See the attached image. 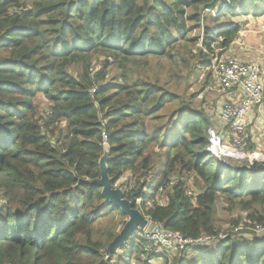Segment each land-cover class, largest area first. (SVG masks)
Segmentation results:
<instances>
[{"label": "trees", "instance_id": "16d2710c", "mask_svg": "<svg viewBox=\"0 0 264 264\" xmlns=\"http://www.w3.org/2000/svg\"><path fill=\"white\" fill-rule=\"evenodd\" d=\"M263 10L264 0H0V264H148L155 257L138 231L110 257L116 235L106 246L93 238L99 222L126 217L90 184L106 151L112 185L129 172L120 185L125 197L168 230L215 236L219 196L264 224V163L248 166L249 138L233 164L217 160L208 151L216 124L197 96L181 98L145 72L148 59L175 64L177 45L198 44L192 24L204 32L198 65L212 74L214 46L230 50L242 31L234 19ZM97 55L107 57L105 69L118 65L121 82L92 70ZM133 62L143 63L145 77L131 82ZM38 96L50 104L46 115ZM178 168L198 181L200 194L192 199L181 182L161 205ZM255 238L187 249L176 264H264V238Z\"/></svg>", "mask_w": 264, "mask_h": 264}, {"label": "rangeland", "instance_id": "374dc122", "mask_svg": "<svg viewBox=\"0 0 264 264\" xmlns=\"http://www.w3.org/2000/svg\"><path fill=\"white\" fill-rule=\"evenodd\" d=\"M188 14H193V10H189ZM245 16H240L234 19L235 22L240 23L242 25L243 31L247 29H252L258 27V25H264V10L262 12L260 18L263 19V23L256 24V18L254 15H251L252 22L246 21L244 19ZM190 26V38L198 41V44L194 45L191 42H187V44L182 43L181 45H177L175 49V56L177 58L175 64H171L166 59L155 60V58L148 59L150 64V70L145 71L150 79L158 80L165 88H167L170 92L176 94L177 96L184 98L186 100L192 99L197 96L195 99V104L199 107L206 109L207 113L211 115V117L215 118L216 114L220 111V93L219 88L216 84L214 76L207 69L203 70L198 65V54L197 50L202 49L203 41H204V32L202 29H197L192 24ZM259 26V27H260ZM259 30V29H258ZM255 30L248 33V43L252 47L251 50L256 51L259 48L260 53L264 54V33H257L255 36ZM240 35V34H239ZM217 45L214 46L215 50V58L214 60H220L222 58H232L231 50L223 51L221 48H216ZM232 47V45H231ZM231 49V48H230ZM234 50V49H233ZM107 62V57L103 55H97L92 61V70L99 72L106 70L107 77L106 81L110 82H121V69L114 62L110 67L105 69V65ZM246 62V61H244ZM250 62H259L252 60ZM140 66H137L136 63L130 64V68L132 69V73L128 74L129 80L131 82L138 80L139 78L145 77L143 72L140 70ZM79 68H73V75H78ZM191 100V101H192ZM37 105L41 113L48 112L49 102L44 96H38ZM178 104H173L169 108L163 110L160 114H166L168 111L173 110ZM60 126H64L61 124ZM61 128V127H60ZM214 129H211L210 133L215 134L213 132ZM216 141V140H215ZM108 148V147H107ZM246 147H244L243 151ZM242 151V152H243ZM107 152V151H106ZM148 153L152 154L157 160L160 153H156L154 151V147H151ZM237 154V152H236ZM234 157L235 155H228L227 153L219 154L216 159L223 160L226 163L233 164L229 162V159ZM242 160V159H241ZM239 163L238 161H236ZM160 167V164L157 165ZM130 177V173H126L123 175L122 179L117 183L115 187H120L126 180ZM174 184L169 188L165 189L163 193H161L158 197V203L167 205L169 204V200L173 194L174 187L184 183L185 189L188 192V195L195 200L200 194L198 190L200 187L197 184V180L189 177L187 172L182 171L178 168L176 174L172 178ZM140 209V208H139ZM256 210H261L260 206L256 207ZM142 212V211H141ZM143 213V212H142ZM144 214V213H143ZM145 215V214H144ZM251 215L250 211L244 210L240 204H233L232 201L228 200L223 196H219L215 202V211L213 213V227L216 229V236L220 235H233V232L236 228L242 226L243 232L238 234L237 236H232V240L237 239H248L253 240L257 238H264V236H255V234L250 230L251 227L249 217ZM259 215V214H258ZM128 218L123 217L120 214L108 217L104 219L102 222H99L93 232V238L96 241H100L103 245L108 244L109 236L114 234L118 235L124 228L127 223ZM206 236V235H205ZM112 242V241H111ZM110 242V243H111ZM110 245V244H109ZM108 245V247H109ZM179 253H175L167 258H148V264H176V262L180 259ZM143 258V256H142ZM132 264H143L139 263V261L133 259Z\"/></svg>", "mask_w": 264, "mask_h": 264}, {"label": "built area", "instance_id": "2783aa9c", "mask_svg": "<svg viewBox=\"0 0 264 264\" xmlns=\"http://www.w3.org/2000/svg\"><path fill=\"white\" fill-rule=\"evenodd\" d=\"M216 16L215 11H209ZM205 14V13H204ZM264 33V25L259 27ZM212 75L215 78L222 97L220 123L222 129L210 133L208 151L213 156L221 153L241 152L244 149L248 134L247 116L253 108L264 104V64L261 62H244L237 58H222L213 63ZM107 145V136L104 134ZM216 140V141H215ZM174 184L171 181L165 189ZM140 204V201H137ZM163 205V204H161ZM150 206V205H149ZM149 224L145 230H139L137 236L146 242L145 251L153 258L171 256L194 247H208L231 239L243 232V227L236 228L233 235L185 237L181 233L168 230L164 224L145 216ZM249 228L255 236H264V224L253 223Z\"/></svg>", "mask_w": 264, "mask_h": 264}, {"label": "crops", "instance_id": "0c3cea01", "mask_svg": "<svg viewBox=\"0 0 264 264\" xmlns=\"http://www.w3.org/2000/svg\"><path fill=\"white\" fill-rule=\"evenodd\" d=\"M251 17V16H249ZM249 17H244L245 22L249 21L252 22L253 20H251V18ZM256 18V24H257V19L259 17H255ZM259 21V19H258ZM260 24L263 23V19L260 18V21L258 22ZM258 27L252 28V29H247L246 31H242L240 32V35L238 36V38L235 40V42L232 44V47L230 49L233 52H231V55L233 56V58H237L239 60L242 61H246V62H250L252 60L255 61H259L262 64H264V54L260 53L259 48H256V51H252L251 50V46L248 43V33L252 32L253 30H255V34L253 36H255L257 33H259L260 30ZM261 33V32H260ZM234 49V50H233ZM222 97L220 96V104L222 105ZM219 110H221V106L219 108ZM215 124H216V132H218L219 130L222 129L221 123H220V111L216 114V118H214ZM247 122H248V134H249V139L248 141H250L251 145H253L254 147V152L253 153H249L251 155H249V160L248 166H252L254 163H264V104L260 107H255L253 108L252 112H250V114L247 116ZM243 150H241V152H229L228 155H235L234 157L231 156L230 159L232 160H236L239 158L240 153H242Z\"/></svg>", "mask_w": 264, "mask_h": 264}, {"label": "water", "instance_id": "95a60500", "mask_svg": "<svg viewBox=\"0 0 264 264\" xmlns=\"http://www.w3.org/2000/svg\"><path fill=\"white\" fill-rule=\"evenodd\" d=\"M108 146H106L107 148ZM109 152H105L100 160L101 176L99 179L88 182L92 185H97L102 189V197L105 201L110 202L114 207L121 210L122 214L128 218L123 230L114 238L107 248L106 255L110 257L113 253L122 249L125 244L131 239L136 231H143L149 224V220L137 207V201L127 199L121 187H114L113 180L108 175V160Z\"/></svg>", "mask_w": 264, "mask_h": 264}]
</instances>
